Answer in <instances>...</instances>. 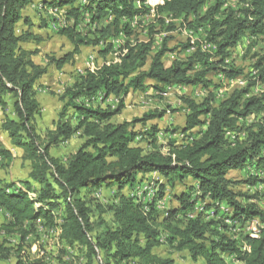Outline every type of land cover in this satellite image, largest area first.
I'll use <instances>...</instances> for the list:
<instances>
[{"label":"trees","instance_id":"obj_1","mask_svg":"<svg viewBox=\"0 0 264 264\" xmlns=\"http://www.w3.org/2000/svg\"><path fill=\"white\" fill-rule=\"evenodd\" d=\"M153 1L154 6H148L147 0L39 1L37 11L54 14V25H60L57 35L73 46L63 58L51 56L57 70L72 62L82 47L94 49L102 60L99 67L85 70L63 92L57 120L43 137L36 125L40 108L36 87L47 70L30 58L36 51L24 50L26 44L43 42L41 34L32 32L30 17L23 15L34 0H0V132L14 148L22 150V160L29 163L28 179L21 182L24 190L0 179V215L6 217L2 227L20 241L13 248L0 246V260L13 252L17 264H45L29 261L23 254V244L33 234L31 228L43 221L50 228L59 227L58 239L67 248L81 250L83 264H178L155 253L162 243L176 252H187L192 262L201 259L204 264H229L228 256L235 264H264V227L257 239L247 235L239 240L240 245L231 238L234 226L227 223L242 226L257 220L264 226L260 197L237 192L235 187L245 182L227 177L247 163L264 164V116L250 125L245 122L264 113V53L251 58L255 76L217 105L212 89L217 86L211 80L218 74L230 79L243 75V69L229 60L231 51L247 35L253 41L264 36V0H239L236 8L227 7L226 0ZM144 17L149 22L143 26L146 39L141 40L137 30ZM39 27L47 28L46 22L40 19ZM178 28L192 34L202 32L205 38L170 48L171 34ZM113 42H119L118 48ZM205 45L212 49L203 51ZM187 51L188 56L165 66L166 54ZM149 83L156 92L173 84L210 90L200 100L181 97L183 125L174 132L191 133L186 137L192 141L173 139L162 152L156 138L159 128L148 124L162 119L165 110H149L141 118L115 122L127 98L145 92ZM257 84L263 92L250 95ZM8 96L14 118L6 113ZM110 99L117 103L114 108L104 105ZM203 127V132L192 134ZM230 132L236 134L234 142L227 138ZM241 133L245 139L239 142ZM139 135L145 147L135 145ZM75 136L81 143L66 163L50 155L52 148ZM12 161L11 152L0 147V166L7 168ZM151 173L163 177L170 188L186 186L187 181L195 184L187 186L182 196H175L179 207L168 210L162 219L154 204H136L134 195L123 193L140 187ZM102 188L116 191L108 206L97 202L93 207L82 197L84 192ZM164 189L162 186L159 199ZM196 201L205 202L204 211L214 210V218L204 220V212L188 217ZM223 204L226 208L222 209ZM62 207L63 219L57 224ZM107 213L110 221L105 219ZM76 260L58 263L77 264Z\"/></svg>","mask_w":264,"mask_h":264},{"label":"rangeland","instance_id":"obj_2","mask_svg":"<svg viewBox=\"0 0 264 264\" xmlns=\"http://www.w3.org/2000/svg\"><path fill=\"white\" fill-rule=\"evenodd\" d=\"M39 1L34 0L35 3H39ZM238 2L239 0H226L227 7L231 8H236ZM82 4H84L83 1ZM146 4L148 6H154L155 3L153 0H147ZM23 15L30 17L33 23L32 32L35 34H41L40 36L43 38V42L39 45H35L33 43L26 44L24 46V50H30L32 52L36 51L37 54L31 56L30 58L36 65L45 67L47 70V74L37 83L36 87L37 99L40 104L39 114L36 118L37 132L40 134V136L44 137L46 131L53 129V123L57 120V115L62 106L59 98L63 92L67 88L71 87L73 83L79 78V76L83 74V72L87 69L86 67L88 63H90L92 67L95 68L102 64V60L96 57V51L94 49L90 47H82L80 54L74 56L72 62L66 64L61 70H57L55 63L50 61L51 56H54L55 59L63 58L73 50V46L66 40V38L57 35V31L52 28V24H57V18H54L56 20L54 23L55 20H52L53 18L50 13H48V11L38 12L33 7H27L23 11ZM40 19L46 22L47 28L40 29ZM142 20L144 23L137 31L140 33L139 38L141 40H145L146 31L144 30L145 28L143 26L149 22V19L144 17ZM80 28L84 27L82 26ZM171 36L174 37V40L169 43L170 48H174L177 43H185L187 40L202 41L204 38L202 32L192 34L186 30H183L182 28H178V30L172 33ZM162 38L163 35L157 38V42L155 44L156 46L161 43ZM114 44L115 48H118L119 43L114 42ZM263 53L264 36L259 37L256 41H253L247 35L231 51V57L229 60L233 62L235 67L243 69V75L233 79L225 78L221 76V74L211 77L213 84L217 86L212 88L214 89L213 91H215L214 95L216 105L220 104L222 100L226 99L236 89H242L245 87L246 80L253 77L252 73L256 71L252 68V64L255 61H252V56L256 54L262 55ZM189 54L190 51L181 53H168L165 55L164 64L165 66H169L173 60L177 58H185ZM115 61H118V59L116 58ZM240 80L245 82L243 86L241 83H239ZM149 84H151L147 89V91L150 92L149 94L146 95V92H140L137 93L138 95H136V97L134 95H130L127 98L126 107L122 111L121 115L115 118V122L131 121L133 119L141 118L142 115L149 110H165V116L162 119L154 120L148 124H155L158 126L159 133L156 135V138L159 142V145L163 147L162 152L165 153L166 146L170 141L173 140L172 137L174 134L178 133H175L174 130L178 127H181V123L184 120V113L179 111V108L182 106L181 97L187 95L192 99L200 100L206 97L210 90L202 87H186L183 85L173 84L171 85L173 89H171L167 95L164 96L163 94L166 93L156 92L153 87H151L153 83ZM171 86L169 85V87ZM152 91H154V93L156 92V94L154 95ZM262 92V85L257 84L251 89L250 95L259 96ZM11 100V97L8 96V108L6 113L10 118H14L11 108ZM92 103L95 105V101ZM107 104H109L111 108H114L117 103L115 100L110 99L104 105ZM263 116L264 113L258 116L248 117L245 120L246 125L260 121ZM2 120L3 115L0 110V126ZM205 128L206 127L194 130L192 134L196 135V132H203ZM136 129L140 130V126H137ZM2 134L3 133L0 132V147L4 149L12 148V145L8 143L7 136ZM237 137L238 141L240 142L245 139V133L238 134ZM227 138L229 141H235L233 139L234 136H227ZM140 140L141 139L138 141L135 140V145L145 147V143ZM80 143L81 142L78 136H75L69 142L52 148L49 153L51 156L59 158L63 163H66L67 159L76 152ZM11 154L13 155V161L11 165L7 168L0 166V179L7 183H15V185L17 184V186H15L16 189L24 190L25 188L21 182L28 179L29 163L22 160L23 152L21 150H13ZM262 154L264 157V149ZM229 174V177L227 176L228 179L237 182H245V184H240L239 186L235 187L237 192L241 194L247 193L248 195L257 194L260 197L258 205L262 208L264 207V164L257 166L254 163H247L242 170L232 171L231 173L229 172ZM250 182H255V184L250 185ZM191 183V181H187L186 186L176 185L174 188H170L165 186L166 180L161 176H156L155 173L153 177H147V179L142 182V185L140 184L142 188L138 192H136L137 186L131 190L124 189L123 193L125 195L131 196L133 192L135 195L134 201L136 204H141L142 206L154 204V211L158 213L160 219H162L168 210L179 207L175 196H182V194L186 191L187 186L195 185L194 183ZM148 184H154L157 187L154 197H148V195H145L148 193V191L145 190ZM162 186H164L165 189L164 191L162 190L163 197L159 199L161 193L160 189ZM33 187L36 190L39 188V186L35 184H33ZM115 194V190L102 188L92 192H84L82 197H84L85 200L90 201V204L93 207H95V203L97 202L104 206H108L112 203ZM193 199H195V195H192L191 200ZM204 204L205 202L203 203L196 201L193 211L187 212L188 217H190V214L192 216L195 212H204L202 215L204 220L214 218V210L204 211ZM221 208H225V204H223ZM93 216V219H95V213ZM105 216L107 221L111 220L110 214L107 213ZM215 218L218 219L219 215ZM62 219L63 207L57 216V224H60ZM5 222L6 217L4 215H0V246H4L5 248H13L18 245L20 241L17 235H8L5 233L2 227ZM227 223L231 226H234L232 228L231 238L238 240V243L240 244L239 240L247 236L250 232L247 229H249L248 227L251 226V222H248L242 226L238 224L234 225L231 221H228ZM31 231H33V234H31L23 244V254L26 256V258H28L29 261H43L45 264H59L58 262L60 260L70 261L74 258L77 259V264L84 263V261L81 260V250L69 249L58 239L60 234V229L58 226L50 228L49 226L45 225L43 221H38L31 228ZM155 253L162 257H169L178 264H204L201 259H199L197 262H192L187 252H176L170 249L168 245L164 243H162L161 246L155 250ZM17 259V255L12 252L10 255H8L6 260H0V264H17ZM225 259L229 264H235L232 258L226 256ZM99 260L101 261V256L99 257Z\"/></svg>","mask_w":264,"mask_h":264},{"label":"bare ground","instance_id":"obj_3","mask_svg":"<svg viewBox=\"0 0 264 264\" xmlns=\"http://www.w3.org/2000/svg\"><path fill=\"white\" fill-rule=\"evenodd\" d=\"M39 8H40V7H39ZM37 9H38V8H37ZM53 9H54V8H53ZM53 9H52V10H53ZM52 10H51V12H52ZM49 12H50V10H49ZM53 12H54V13H57V9H56V10H53ZM51 16H54V14H53V15L51 14ZM55 16H56V15H55ZM53 18H54V17H53ZM63 23H64V22H63ZM62 25H63V24H62ZM63 26H64V25H63ZM63 26H62V27H63ZM66 26H67V25H66ZM59 28H60V26L57 27V29H55V30L57 31ZM203 30H204V29H203ZM202 34H203V33H202ZM203 36H205V35H203ZM121 37H122V36H121ZM204 38H205V37H204ZM204 38H203V39H204ZM115 42H116V41H115ZM204 42H205V41H204ZM113 43H114V42H113ZM118 43H119V42H118ZM211 49H212L211 46H208V45L206 46V51H207V50H211ZM90 62H91V61H90ZM91 67H92V65H91L90 63H88V64H87V67H86V68H87L86 70H88V69L91 68ZM241 85L243 86L244 83H241ZM59 93H60V92H59ZM163 93H166V92H165V89L163 90ZM163 93H162V94H163ZM163 95L166 96L167 93H166V94H163ZM100 101H101V100H100ZM186 134H187V133H186ZM186 134H185V136H184L183 133H182V134H178V133H177V136H178L179 141H182V140H183V141H184V140H185V141H187V140H188V141H192V139H189V138L186 137V136L188 135V134H187V135H186ZM230 134H231V132H230L228 135L230 136ZM233 136H236V135H233ZM172 138H173V137H172ZM140 139H141V138H140ZM136 140L138 141L139 139H136ZM191 143H192V142H191ZM141 188H142L141 186H140V187H137L136 192H138ZM145 190L148 191V193L146 192L147 194H145V195H148V197H154V195L156 194V191H157V187H156L154 184H150V185L148 184V186H147V188H146ZM134 191H135V190H134ZM141 192H142V191H141ZM141 192H140V193H141ZM144 192H145V191H144ZM142 193H143V192H142ZM132 195H134L133 192H132ZM141 195H142V194H141ZM141 195H140V196H141ZM133 197H134V196H133ZM141 198H142V197H141ZM145 198H146V196H145ZM145 198H144V199H145ZM144 199H143V200H144ZM141 200H142V199H141ZM146 201H147V200H146ZM193 215H194V214H193ZM193 215L191 216V214H190V218H192Z\"/></svg>","mask_w":264,"mask_h":264},{"label":"built area","instance_id":"obj_4","mask_svg":"<svg viewBox=\"0 0 264 264\" xmlns=\"http://www.w3.org/2000/svg\"><path fill=\"white\" fill-rule=\"evenodd\" d=\"M61 12H63V11H61ZM61 12H59L60 15H61ZM59 26H60V25H53V24H52V28H54V29H57V27H59ZM189 33H191V32H189ZM206 46H207V45L201 47L203 51H206ZM255 74H256V72H253V73H252V76H255ZM239 83H245V82L242 81V80H240ZM171 89H173L172 86H171V87H169V86H168V87H165V92L168 93ZM248 121H250V120H248ZM143 131H145V130H143ZM233 134H235V133H232V132H231L230 137L233 136ZM235 135H236V134H235ZM140 138H142V137L139 135L136 139H140ZM173 139H177V140H178L177 133L174 134ZM134 198H135V195H134V197H133L132 199H134ZM225 208H226V207H225ZM227 211H228V209H227ZM262 227H264V226H263L262 224H260L257 220H253V221L251 222V226H249V227H248L249 229H247V230L250 231V232L248 233L249 237H250V238H255V239H257V238L259 237L260 228H262Z\"/></svg>","mask_w":264,"mask_h":264},{"label":"crops","instance_id":"obj_5","mask_svg":"<svg viewBox=\"0 0 264 264\" xmlns=\"http://www.w3.org/2000/svg\"><path fill=\"white\" fill-rule=\"evenodd\" d=\"M38 1H39V0H38ZM37 4H38V2H36V3L33 2V6H32V7L35 8V6H36ZM35 9H36V8H35ZM36 11H37V9H36ZM145 92H146V95L150 93V92H148L147 90H146ZM137 93H140V92H137ZM137 93L134 94L135 97H136V95H138ZM152 93H154V91H152ZM155 94H156V92L154 93V95H155ZM112 102H113V101H112ZM183 119H184V118H183ZM181 125H183V122L181 123ZM2 135H5V134H2ZM5 136H6V135H5ZM8 143L11 144L10 141H9V139H8ZM12 149H13V150H16V151L19 150V149L14 148L13 146H12V148H8L7 150H9L10 152H13ZM21 151H22V150H21ZM12 156H13V155H12ZM25 162H27V161H25ZM27 163H28V162H27ZM231 172H232V171H231ZM231 172H230V173H231ZM28 173H29V172H28ZM154 175H155V173H151V174L146 175V177L151 178V177H153ZM229 175H230V174H229ZM156 176H159V175L156 174ZM228 177H229V176H228ZM230 177H231V176H230ZM225 207H226V206H225Z\"/></svg>","mask_w":264,"mask_h":264}]
</instances>
